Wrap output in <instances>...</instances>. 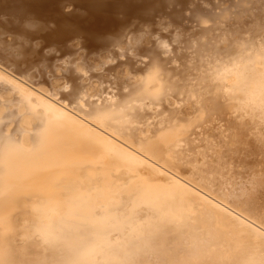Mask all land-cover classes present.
Masks as SVG:
<instances>
[{"label":"bare ground","instance_id":"bare-ground-1","mask_svg":"<svg viewBox=\"0 0 264 264\" xmlns=\"http://www.w3.org/2000/svg\"><path fill=\"white\" fill-rule=\"evenodd\" d=\"M223 2L231 6L238 0ZM108 3L112 6L83 27L89 32H115L118 42L80 40L85 52H78L71 43L73 34L64 26L79 17L66 16L63 9L65 5L89 8V0H0V52L14 46L12 41L29 14L57 25L54 33H35L42 47H34L27 62L0 59V155L4 157L0 212L13 228L4 243L9 264H65L70 259L63 244L30 243L28 251L20 253L12 239L19 235L18 228L31 226L32 205L41 197L38 184L71 171L111 172L125 180L135 172L138 183L156 188L165 209L191 203L202 206L209 220L218 214L240 229L251 225L255 232L260 227L259 193L264 182L260 30L251 37L245 32L247 39L237 41L238 25L217 27L210 22L205 31L198 30L200 44L187 52L188 68L178 74L173 70L175 62L169 64L167 57L141 62L139 54L150 38L139 41L132 32L127 39L119 35L122 29L114 15L117 0ZM218 3L221 0H211L209 5L217 14L212 5ZM160 11L168 13L165 7ZM216 33L228 39L206 38ZM176 38L173 32L171 39ZM180 40L184 50L191 47L183 36ZM132 46L136 53L129 56L125 49L131 51ZM48 48L56 52L50 54ZM65 59L87 74L70 71V65L62 63ZM34 67L38 70L32 71ZM69 76L76 80V91L65 98L61 81ZM193 89L199 96L195 105L187 94ZM181 93L183 105L176 99ZM89 112L92 115L85 122ZM177 113L182 115L178 118ZM8 140L12 144L6 150ZM245 185L253 189L252 201L239 191L238 186ZM88 201L87 194L75 196L71 224L90 227L85 212ZM58 211L54 203L41 208L52 229L58 226ZM154 212L151 205H141L134 219H147Z\"/></svg>","mask_w":264,"mask_h":264},{"label":"snow or ice","instance_id":"snow-or-ice-1","mask_svg":"<svg viewBox=\"0 0 264 264\" xmlns=\"http://www.w3.org/2000/svg\"><path fill=\"white\" fill-rule=\"evenodd\" d=\"M211 0H200V3L190 0H117L114 13L122 29L119 35L127 39L132 32L139 41L150 38L148 47L140 52V59L149 63L168 58L173 70L180 73L188 68L190 57L187 52L198 47L200 40L198 30L203 32L209 23L219 27L221 23L236 24L241 33L236 34L237 41L246 40L255 34L258 28L261 33V48L264 49V0L258 3L252 0H238L237 3H221L212 5ZM108 0H89V8L76 9L65 5L63 11L66 16L74 13L79 20L65 24V30L73 34L72 46L78 52H85V45L80 40L89 38L98 41L118 42L115 32H89L83 25L89 23L96 15H102L108 7ZM162 7L168 9L164 14ZM23 30L14 45L6 52H0V59L11 58L14 62H27V54L32 49L42 47L35 33H54L57 25L52 21H44L29 14L24 17ZM223 29H221V32ZM175 32L176 39H171ZM247 33V37L243 33ZM169 39H164L162 36ZM191 42L187 50L182 48L180 37ZM209 40H227L221 38L220 33ZM5 43H8L5 39ZM158 49H162L161 54ZM48 53L54 54L55 48H48ZM129 56L136 53L135 46L131 51L125 49ZM70 65L69 70L86 75L81 68L65 59ZM32 68V71H37ZM43 71V69H39ZM189 75H192L189 73ZM67 96L72 97L76 91V80L69 76L61 81ZM189 102L193 105L199 99L195 90L187 93ZM176 99L181 105L185 103L184 94H177ZM72 100L69 99V104ZM179 107V106H176ZM92 115L91 112L86 114ZM182 113H177V117ZM95 119L93 123H95ZM8 140L5 149L11 147ZM4 157L0 155V166ZM136 173H129L128 179H121L119 174L111 172L97 174L91 170L85 173L71 171L59 177H48L47 183H39L41 197L39 203L32 205L31 226H21L13 235V242L20 253L28 251L30 243L40 242L45 245L63 244L70 254L65 264H264V182L261 183L260 199V227L255 232L240 229L230 219L214 214L207 218L202 206L191 203H181L178 206H168L161 203L160 193L153 185L146 182L138 183L133 177ZM0 175V180H2ZM239 191L246 193L249 201L254 198L253 189L247 185L239 187ZM77 194H87L88 206L85 209L90 227L80 228L70 222L74 219L70 212L71 203ZM241 203L244 201L237 196ZM56 204L58 226L52 229L49 216L41 212L49 204ZM148 204L155 209L147 219H134L136 209ZM124 209L123 212L118 211ZM13 234L11 222L0 212V264H9L5 260V238Z\"/></svg>","mask_w":264,"mask_h":264}]
</instances>
